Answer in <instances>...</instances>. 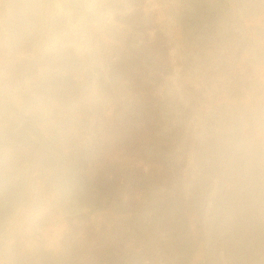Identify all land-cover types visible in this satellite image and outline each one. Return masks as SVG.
Returning a JSON list of instances; mask_svg holds the SVG:
<instances>
[{
  "label": "clouds",
  "instance_id": "9594fccd",
  "mask_svg": "<svg viewBox=\"0 0 264 264\" xmlns=\"http://www.w3.org/2000/svg\"><path fill=\"white\" fill-rule=\"evenodd\" d=\"M0 264H264V0H0Z\"/></svg>",
  "mask_w": 264,
  "mask_h": 264
}]
</instances>
